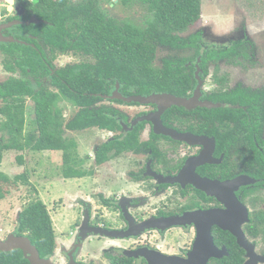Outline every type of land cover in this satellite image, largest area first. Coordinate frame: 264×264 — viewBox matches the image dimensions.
Returning <instances> with one entry per match:
<instances>
[{
  "label": "flooded vegetation",
  "instance_id": "flooded-vegetation-1",
  "mask_svg": "<svg viewBox=\"0 0 264 264\" xmlns=\"http://www.w3.org/2000/svg\"><path fill=\"white\" fill-rule=\"evenodd\" d=\"M5 1L1 24L34 16L39 22H20L1 30L15 41L0 42V86L16 78L30 88L26 130L38 128L35 107L39 94H59L63 117L72 120L80 108L64 98L67 79L78 73L82 64L94 65L95 58L74 50L70 43L66 47L63 33L59 41L49 42L45 36L49 30L43 26L26 32L19 29L22 24H49L35 13V0L27 4V0ZM237 22L230 27L226 21L219 27L214 23L206 33V26L187 32L186 36L199 33L202 45L180 47L193 49L181 65L195 76L193 86L170 79L173 83L168 82L161 90L124 93L119 82L113 87L110 81L108 92L98 93L102 100L95 102L96 108H108L105 114L118 124L113 129L89 128L96 130V143L91 155L86 156H80L77 146L85 173L74 179L96 182L100 169L104 170V183L94 187L95 201L84 192L70 200L81 212L73 222L72 235L60 245L56 240L54 252L48 256L40 253L41 257L51 259L53 264H149L143 252L189 258L199 243H205L199 248L207 256L203 264H264V57L255 58L260 46L250 24ZM8 43L21 44L15 49L23 51V55L13 53L10 68L5 62ZM229 49L230 57L216 58L219 53L214 52ZM231 56L235 57L233 61ZM217 70L220 77L215 78ZM116 90L131 99L152 97L145 102L112 98ZM165 95L195 98V103L191 107L168 106L170 99L163 98ZM5 103L0 96V142L8 137L4 129L7 116L2 111ZM27 106L31 108L29 113ZM155 118L162 123L159 127L186 139L158 133ZM64 130L69 138H74L71 132H81ZM128 139L138 146L129 145ZM99 154L104 157L99 159ZM239 178L248 179L247 183L232 185L224 193H212L199 182L224 183ZM32 201L20 206L9 224H0L1 240L17 236L32 241L19 222L21 212ZM172 218L176 222L167 225L166 220ZM146 222L151 225L140 229L138 225ZM125 231L130 234L123 236Z\"/></svg>",
  "mask_w": 264,
  "mask_h": 264
},
{
  "label": "trees",
  "instance_id": "trees-1",
  "mask_svg": "<svg viewBox=\"0 0 264 264\" xmlns=\"http://www.w3.org/2000/svg\"><path fill=\"white\" fill-rule=\"evenodd\" d=\"M123 5L139 2L147 8L148 13L138 23L132 19H117L102 7L100 0H35L33 7L37 16L48 20L49 24L20 25L24 32L31 28L39 30L43 26L49 30L45 36L49 42L59 41L63 33L64 45H72L74 50L91 54L95 64H82L78 73L67 79L64 98L77 106L79 111L74 118L67 121L60 108L59 94L50 96L39 94L36 97V123L38 128L26 130V98L31 96L30 88L24 81L16 78L6 85L0 86V96L6 103L2 111L7 116L4 129L7 139L0 142V163L4 150H54L63 153V175L66 178L83 176L85 170L79 163L78 143L74 138L65 136L64 128L71 130H87L90 127L113 129L118 124L115 118L107 116L108 108H96L95 102L102 100L98 93L108 92L111 81L113 87L119 82L124 93H148L161 90L170 79H180L191 86L195 76L185 69L183 57L163 59L162 65H156L159 45L173 48L197 46L201 47L200 34L187 37L180 36L201 18L202 0H118ZM27 0L25 3H29ZM116 4V3H115ZM12 19V18H10ZM9 19V20H10ZM53 23V25H52ZM59 31L56 32V30ZM18 43H8L6 53L7 66L10 68L13 53L23 55L15 48ZM24 46V45H23ZM229 50H222L218 57H228ZM200 51L198 50L197 54ZM230 57V56H229ZM235 57L231 56L233 61ZM205 68L204 64L202 65ZM205 70V69H204ZM207 73V72H205ZM220 77L219 72L214 75ZM69 85V86H68ZM115 112V111H114ZM129 145L132 147L133 139ZM88 157V156H87ZM99 159L103 155H97ZM23 161V154L19 156ZM29 172L25 170L11 180L0 172V199L6 196L4 183L21 182L29 184ZM20 227L28 230L29 235L43 256L51 255L56 248L55 229L51 214L41 200H33L20 214ZM0 264H30L19 249L0 251Z\"/></svg>",
  "mask_w": 264,
  "mask_h": 264
},
{
  "label": "rangeland",
  "instance_id": "rangeland-1",
  "mask_svg": "<svg viewBox=\"0 0 264 264\" xmlns=\"http://www.w3.org/2000/svg\"><path fill=\"white\" fill-rule=\"evenodd\" d=\"M100 2L102 7L117 19H132L138 23L148 13L147 8L139 2H132L130 5H123L118 0H100ZM225 21L229 27L235 21L248 22L260 46L258 57L255 58L264 57V0H202L200 20L185 33H181L180 36L187 37L188 31L196 32L203 26H206L204 31L206 33L208 26L213 28L212 25L215 23L219 27V25H224L221 22ZM208 40H211V38ZM192 53V48H169L168 45L161 44L158 46L155 62L159 66L162 65L165 57L189 58L188 56ZM2 73L0 68V75ZM30 111V106H27V113ZM71 134L77 140L80 156L91 155L96 143V130L88 129L76 133L71 132ZM22 154L23 161H20L19 156ZM92 162L91 159L88 166ZM62 163L63 157L60 151L7 150L0 164V172L7 174L12 180L14 176L27 170L30 174V183L28 185L21 182L4 183L6 196L0 200V224H9L11 216L16 214V210L27 201L29 203L32 200H41L51 214L57 243L59 242L60 245V241H67L68 237L72 235L73 222L81 213L80 207L72 205L70 200L74 199L77 193L84 192L89 195L88 199L92 197L91 200L95 201L92 193L96 186L98 187L101 183H104L102 176L104 170L99 169L96 182L85 178L66 179L62 174ZM76 210H79V212ZM97 245L98 243H96V247Z\"/></svg>",
  "mask_w": 264,
  "mask_h": 264
},
{
  "label": "water",
  "instance_id": "water-1",
  "mask_svg": "<svg viewBox=\"0 0 264 264\" xmlns=\"http://www.w3.org/2000/svg\"><path fill=\"white\" fill-rule=\"evenodd\" d=\"M7 1L10 3H13L14 0H7ZM20 22L30 24L31 22H39V19L34 16L32 19L26 20V21L13 20V21H10V22L5 23V24H0V42H2V41H4V42L15 41L14 37H12V36L5 37L2 34L1 30L3 28L11 27L12 25L18 24ZM198 73H199V71L197 72V76L199 77ZM117 90H118V88H117ZM117 90L114 92L113 96H111L112 98H119V99H124V100H129V101L134 100V101H139V102H145V101H149V99L152 97L151 96V97L147 98V97L135 96L132 99L126 98V97H123L122 95H120L119 93H117L118 92ZM153 95L156 96V94H153ZM156 97L158 98V96H156ZM196 97L198 98V96H196ZM163 98L170 99L168 106L169 105H178V106L191 107L192 104L195 103V98L190 99V98H184V97H177L174 95H165V96H163ZM154 102H158V101H154ZM202 105L207 106V107L212 106V104L208 105V104H204V103ZM214 106H216V105H214ZM161 109H163V108H161ZM153 120L156 123V131L158 133L169 134V135H171L177 139H186V136H184V135L174 133L173 131H170L164 127H159V125L160 124L162 125V123L158 122V118H155ZM159 128H160V130H159ZM247 180L248 179L239 178L236 181L234 180L233 182L220 183V182H213L211 180L199 179V182H200V187H202V188H204V189H206L212 193H217V192L224 193L225 191H228V187H231L232 185H237V184L238 185L239 184H245V183H247ZM225 196H226V198H229L227 195H225ZM166 222H167V225H172L173 223L176 222V219L175 218L167 219ZM150 225L151 224L149 222H146V223H141L138 226H140V229L144 230L146 227H148ZM86 226H88V223L86 224ZM231 230L234 231L233 229H231ZM129 231H125L123 236L129 235L130 234ZM203 245H205V243H199L198 248L195 250V252H193L189 256V258L164 255L161 253H154V252H150V253L149 252H143V254L147 258L149 264H203L206 262V259H207V256L204 254L205 252L200 251V249H199ZM13 249L22 250L25 257L29 260L30 264H53L51 259L41 257L40 252L37 249V247L27 237L9 236L6 241H3L0 239V250L1 251L6 252V251H11Z\"/></svg>",
  "mask_w": 264,
  "mask_h": 264
},
{
  "label": "built area",
  "instance_id": "built-area-1",
  "mask_svg": "<svg viewBox=\"0 0 264 264\" xmlns=\"http://www.w3.org/2000/svg\"><path fill=\"white\" fill-rule=\"evenodd\" d=\"M7 2L5 0H0V24L3 22L5 17V7Z\"/></svg>",
  "mask_w": 264,
  "mask_h": 264
}]
</instances>
